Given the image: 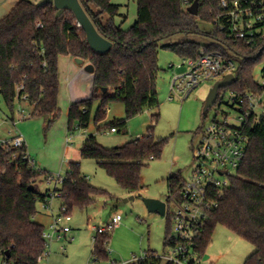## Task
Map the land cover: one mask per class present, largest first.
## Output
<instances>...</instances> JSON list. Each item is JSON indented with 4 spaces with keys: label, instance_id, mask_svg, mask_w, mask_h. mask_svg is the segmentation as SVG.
Listing matches in <instances>:
<instances>
[{
    "label": "trees",
    "instance_id": "trees-1",
    "mask_svg": "<svg viewBox=\"0 0 264 264\" xmlns=\"http://www.w3.org/2000/svg\"><path fill=\"white\" fill-rule=\"evenodd\" d=\"M99 32L113 42L106 54L94 52L84 29L73 12L65 10L57 17L53 4L39 6L33 0H19L0 20V95L10 109L14 102L27 101L32 116L46 118L51 126L59 115L61 56L89 61L94 66L92 95L73 102L68 110L69 129L75 122L87 128L93 119L96 129L105 126L126 133L128 121L147 108H160L157 78L159 50L169 49L180 58L199 59L205 53L221 52L238 62L236 78L231 86L219 90V101L227 91L236 93L261 91L255 79L256 66L264 61V44L251 46L233 43L214 24L221 13L220 0H199V14L188 7L195 0H137V19L128 30L114 24L121 6L111 0H80ZM104 15L108 19L104 21ZM200 21L211 24L208 44L194 40L162 44L176 34H202ZM41 26H38V24ZM98 103L94 116L92 108ZM122 102L125 117L106 122V110L112 103ZM209 111V110H208ZM207 112H203L204 118ZM157 125L159 114L153 115ZM156 125L135 140L117 147L103 146L90 135L81 147L82 159H94L131 195L142 188V172L149 160L160 159L168 139H158ZM248 149L237 175L218 199V207L207 218L197 241L203 258L218 226L238 234L254 247L244 264H264V117L250 119L246 125ZM44 172L31 159L26 146L14 148L0 145V255L7 264H38L46 251L45 226L36 220L38 205L50 197L40 191ZM47 177L46 179H48ZM185 179L171 174L168 178L170 202L180 196ZM67 213L86 210L109 193L92 185L79 163H71L64 182L55 189ZM165 237L170 244L172 230ZM109 233L94 237V260L108 258ZM137 264H171L161 261L152 251Z\"/></svg>",
    "mask_w": 264,
    "mask_h": 264
},
{
    "label": "rangeland",
    "instance_id": "rangeland-1",
    "mask_svg": "<svg viewBox=\"0 0 264 264\" xmlns=\"http://www.w3.org/2000/svg\"><path fill=\"white\" fill-rule=\"evenodd\" d=\"M33 1L40 3L42 0ZM111 1L121 6L120 14L113 19L114 24L128 30L137 19V0ZM107 19L108 16L104 15V21ZM199 26L202 34H176L162 41V44L184 40L210 43L211 37L208 33L212 31L211 24L200 21ZM87 64L90 62L87 61ZM263 65L264 62H260L255 69L254 76L258 82L262 81ZM159 66L162 69L157 78L160 108H147L131 118L126 133L110 132L109 126L98 131L93 119L87 128L79 127V123L75 122L73 128L69 129V107L78 99L86 100L91 97L94 75L76 73L69 65L67 57L60 58V115L51 126L48 119L31 115L33 107L28 102L16 100L10 109L0 96V138L12 140V137L22 135L26 139L28 154L44 172L39 185L41 192L55 187V183L48 184L47 177L59 174L64 177L70 170L71 163H79L82 174L89 182L109 193L108 196L99 198L90 208L73 211L72 221L68 223L71 231L66 238L56 240L52 244L49 256L43 263L137 264L133 261L134 258L140 259L149 251L157 256L169 253L164 244L169 227L168 217L149 211L144 199L156 198L166 201L170 175H181L187 180L195 168L197 160L194 157V147L200 140L202 131L215 117L221 119L222 112L229 113L232 117L237 116V112L228 107L225 101L219 109L221 101H218L204 118L206 99L219 79L202 80L189 94L171 91L174 76L184 74L189 66L175 52L164 48L159 50ZM97 106L96 102L92 108L93 116ZM106 112V122L124 118V104L112 103ZM157 114L159 117L156 125L153 115ZM152 125H156V137L168 139V143L162 158L149 160L144 167L142 188L134 195L135 199L125 202L132 195L123 190L96 160L81 158L82 144L88 136L95 135L105 147L121 146L145 135ZM53 202L55 206H59L60 199L55 198ZM38 208H41L40 204ZM116 214H120L123 220L119 227L110 232L108 258L95 261L93 249L97 231L93 226H105ZM40 220L38 221H46L41 218ZM254 250L241 236L220 225L206 250L208 258L201 264H244Z\"/></svg>",
    "mask_w": 264,
    "mask_h": 264
},
{
    "label": "built area",
    "instance_id": "built-area-1",
    "mask_svg": "<svg viewBox=\"0 0 264 264\" xmlns=\"http://www.w3.org/2000/svg\"><path fill=\"white\" fill-rule=\"evenodd\" d=\"M185 2L188 3V0ZM219 7L221 13L215 18L214 24L227 41L245 42L251 46L264 44V0H220ZM184 63L188 64L189 69L184 74L174 76L171 91L189 94L202 80H222L228 75L236 78L239 66L238 62L226 58L221 52L205 53L197 60L186 59ZM259 84L260 92L227 91L218 108L225 101L228 107L236 110L237 116L232 117L229 113L222 112L221 119L215 117L202 131L201 138L194 147V157L197 160L195 168L189 179L185 180L180 196H173L170 202L166 201L165 215L171 219L172 232L170 244L165 248L169 253L156 255L161 261L171 264H201L206 259L197 250V241L204 223L210 212L218 207V199L230 186L231 178L237 175L243 164L249 145L247 123L250 119L258 121L264 117V65ZM218 101L219 99L217 103ZM109 131L116 132V129L110 128ZM0 145L22 148L26 143L25 138L18 135L12 140L0 139ZM47 180L59 187L64 182V177L59 174L50 176ZM58 196L59 193L54 190L41 204L43 209L51 212L52 220L44 231L46 251L38 264H45L43 261L49 256V248L53 242L66 238L71 231L68 223L72 221V214L67 213V208L61 205L54 213L53 200ZM122 220L123 217L116 214L105 226H93V229L97 233H109L119 227ZM62 249L64 250L63 246ZM147 256L146 253L144 257L134 258L133 261H142ZM0 264H7L1 255Z\"/></svg>",
    "mask_w": 264,
    "mask_h": 264
},
{
    "label": "water",
    "instance_id": "water-1",
    "mask_svg": "<svg viewBox=\"0 0 264 264\" xmlns=\"http://www.w3.org/2000/svg\"><path fill=\"white\" fill-rule=\"evenodd\" d=\"M44 4H53L54 7L58 10L56 16L59 17L65 10H70L75 15L78 25L81 26L87 37V41L91 49L99 54H106L111 51L113 47V42L105 38L97 29L92 19L84 9L80 0H42L38 3L39 6ZM199 5L200 1L195 0L191 6L188 7V12L194 16L199 14ZM90 71L94 70V66L91 64L88 66ZM235 80L234 75H228L222 80L217 81L212 89L209 92V95L206 99L203 112H207L212 108L218 100L219 90L226 88L232 85ZM135 196H130L129 199H126L125 202L129 200H134ZM144 202L151 212H157L165 216L166 210V201L156 198H145ZM115 205V204H113Z\"/></svg>",
    "mask_w": 264,
    "mask_h": 264
},
{
    "label": "crops",
    "instance_id": "crops-1",
    "mask_svg": "<svg viewBox=\"0 0 264 264\" xmlns=\"http://www.w3.org/2000/svg\"><path fill=\"white\" fill-rule=\"evenodd\" d=\"M18 1L19 0H0V20L2 18H4L7 14L10 13V11L15 7V5L17 4ZM62 57H67V60L69 61V65L71 67H73V69L76 71V73L78 72L81 75L84 74V73H91V74L94 75V70L93 71L87 70L88 66L91 63L87 64V61H85L83 59L73 58V57H70V56H61L60 58H62ZM59 76H60V59H59ZM80 100L78 99L76 101H80ZM16 136H18V135H16ZM12 138H14V137H12ZM4 140H8V139H4ZM25 143H26V139H25ZM26 147H27V143H26ZM80 154H81V150H80ZM56 188H57L56 186L53 189L49 188V189H47L45 191V193L48 192L49 194H51V192H53ZM101 204H103V202ZM61 205H62V201L61 200H60L59 206H55L54 205V209H53L54 213L59 210ZM40 218L43 219V220H46V221L45 222H40L41 221ZM36 220L37 221L40 220L39 221L40 223H42L45 227H48V225L51 223V220H52V214H51L50 211L43 209L42 206H41V208H39V212H38V214L36 216ZM205 258H208V256H206Z\"/></svg>",
    "mask_w": 264,
    "mask_h": 264
}]
</instances>
